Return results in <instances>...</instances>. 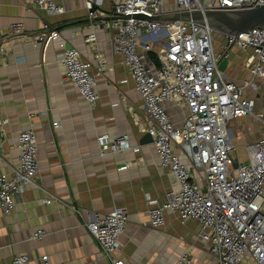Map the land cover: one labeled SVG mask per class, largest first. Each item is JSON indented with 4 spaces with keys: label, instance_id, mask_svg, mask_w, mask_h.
Here are the masks:
<instances>
[{
    "label": "crops",
    "instance_id": "crops-1",
    "mask_svg": "<svg viewBox=\"0 0 264 264\" xmlns=\"http://www.w3.org/2000/svg\"><path fill=\"white\" fill-rule=\"evenodd\" d=\"M119 0H101L97 15H112ZM64 11L49 15L32 0H0V173L12 175L18 165L17 134L31 129L37 138L39 170L34 184L21 193L7 214L0 211V264H13L16 255H27L22 264H112L89 233L88 213L104 215L114 206L127 211L115 259L123 264H170L187 249L191 264L215 261L208 243L199 236L194 219L181 221L164 212V223L152 226L149 209L165 200L179 184L168 167L159 163L152 141L142 140L146 113L134 79L113 51L111 20H91L84 0H58ZM174 0H165L163 12L176 11ZM24 31L8 35L13 22ZM96 23V40H86ZM58 31L65 48L76 47L91 63L99 94L91 107L65 74L59 39L38 40L42 33ZM230 49L224 75L236 84L251 78L245 59L251 50ZM232 52V53H231ZM108 68L97 73L96 54ZM224 60V59H223ZM257 80V79H256ZM247 86L244 95L254 99L255 111L264 114V81ZM170 118L178 123L185 109L165 102ZM58 123V126H54ZM235 163L247 160V145L264 135V121L247 115L229 121ZM126 134L129 147L101 154L100 135ZM51 197L50 203L41 198ZM75 205L80 212L71 207ZM42 237H32L37 229Z\"/></svg>",
    "mask_w": 264,
    "mask_h": 264
},
{
    "label": "built area",
    "instance_id": "built-area-1",
    "mask_svg": "<svg viewBox=\"0 0 264 264\" xmlns=\"http://www.w3.org/2000/svg\"><path fill=\"white\" fill-rule=\"evenodd\" d=\"M49 15H58L64 7L58 0H32ZM165 0H119L113 7L118 17L107 23L113 28L112 48L132 75L146 113L144 130L152 137L159 163L175 175L179 188L166 192L165 200L149 209L150 223H164V212L176 213L183 222L194 219L200 226L199 236L208 243L215 261L209 264H264V135L247 145V160L235 163L229 121L253 115L264 121V114L255 111L254 99L244 95L247 86L257 87L264 81V27H252L237 34L219 31L207 22L160 21L152 16L163 12ZM89 18L96 16L101 0H84ZM176 11L193 9H240L264 4V0H174ZM96 23H91L85 36L95 42ZM8 35L24 31L21 22H13ZM38 40L59 39L64 47L61 61L66 76L93 107L98 99L95 74L91 63L76 47L65 48L58 31L42 33ZM232 47L251 50L245 59L251 78L241 84L229 80L218 64L226 59ZM154 51L156 60L148 56ZM0 52H5L4 43ZM97 73L108 64L96 54ZM257 79V80H256ZM264 83V82H262ZM185 109L180 122H174L165 102ZM58 126V123H54ZM18 165L12 175L0 173V211L13 210L22 191L32 184L39 170L38 144L31 129L17 134ZM101 154L129 147L126 134L115 137L100 135ZM1 160V157H0ZM205 188V190H203ZM50 203L51 197L41 198ZM71 206V205H70ZM74 211L80 212L75 206ZM127 211L114 206L108 213H88L86 227L112 264L120 247L119 236L127 223ZM43 229L32 237L40 238ZM27 255H16L13 264L27 261ZM42 264H51L48 255ZM187 249L173 263L191 264ZM59 264H64L60 262Z\"/></svg>",
    "mask_w": 264,
    "mask_h": 264
},
{
    "label": "water",
    "instance_id": "water-1",
    "mask_svg": "<svg viewBox=\"0 0 264 264\" xmlns=\"http://www.w3.org/2000/svg\"><path fill=\"white\" fill-rule=\"evenodd\" d=\"M116 14L96 15L91 20H112L117 18ZM152 18L160 21H197L207 22L209 26L217 31L237 34L242 30L252 27H264V4H257L252 7L240 9H193L184 11H173L169 13H159ZM226 59L222 60L218 66L224 69ZM142 140L152 141L151 135L146 132ZM205 190V188H203Z\"/></svg>",
    "mask_w": 264,
    "mask_h": 264
},
{
    "label": "rangeland",
    "instance_id": "rangeland-1",
    "mask_svg": "<svg viewBox=\"0 0 264 264\" xmlns=\"http://www.w3.org/2000/svg\"><path fill=\"white\" fill-rule=\"evenodd\" d=\"M218 35H219V31H217V32L214 33L215 43H216V41H217ZM233 48H236V47H232L231 49L234 50ZM231 53H232V52H231ZM247 264H253V263H251V262L249 261Z\"/></svg>",
    "mask_w": 264,
    "mask_h": 264
},
{
    "label": "trees",
    "instance_id": "trees-1",
    "mask_svg": "<svg viewBox=\"0 0 264 264\" xmlns=\"http://www.w3.org/2000/svg\"><path fill=\"white\" fill-rule=\"evenodd\" d=\"M148 56H149V58H150L151 60H156V55H155L154 51H150V52L148 53Z\"/></svg>",
    "mask_w": 264,
    "mask_h": 264
}]
</instances>
